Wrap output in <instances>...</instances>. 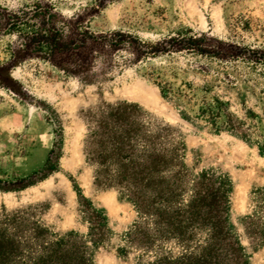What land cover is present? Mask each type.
Instances as JSON below:
<instances>
[{"label":"rangeland","instance_id":"rangeland-1","mask_svg":"<svg viewBox=\"0 0 264 264\" xmlns=\"http://www.w3.org/2000/svg\"><path fill=\"white\" fill-rule=\"evenodd\" d=\"M37 1L0 0V8L15 12ZM42 1L67 20L96 5ZM85 24L96 35L122 31L149 44L193 34L264 52V0H112ZM15 42V35L0 31V65ZM129 60L126 51L111 53L110 64L98 58L92 84L36 59L12 69L18 93L0 86V232L38 227L40 243L75 241L90 264H152L180 256L174 241L151 251L129 241L142 220L118 189L96 183V168L87 161L88 118L127 103L172 129L188 178L202 172L227 178L231 233L247 264H264V63L189 51ZM19 179L26 181L16 184ZM89 208L106 220L101 238L83 212ZM15 216L14 231L8 220Z\"/></svg>","mask_w":264,"mask_h":264},{"label":"trees","instance_id":"trees-1","mask_svg":"<svg viewBox=\"0 0 264 264\" xmlns=\"http://www.w3.org/2000/svg\"><path fill=\"white\" fill-rule=\"evenodd\" d=\"M111 2L96 0L89 13L71 20L42 0L15 12L0 8V31L16 37L10 59L0 65V86L18 93L11 87V71L33 59L80 83L92 84L99 75L98 68L95 70L97 59L110 64L111 53L113 57L120 51L129 54V64L147 56L182 51L222 61L264 63L260 50L206 35L179 34L154 44L122 31L96 35L85 23ZM87 129L84 149L87 161L96 168V183L118 189L142 220L133 226L129 241L150 251L164 241H174L181 249L179 257H159L152 264H247L228 225L229 181L212 172L188 178L181 162L182 148L171 128L153 124L136 106L124 103L100 108L88 118ZM25 181L19 179L16 184ZM88 210L83 212L91 231L101 238L106 220L93 209ZM16 219L8 220L14 231L10 222ZM43 236L44 231L38 227L28 233L4 229L0 232V264H90L77 242L40 243Z\"/></svg>","mask_w":264,"mask_h":264}]
</instances>
